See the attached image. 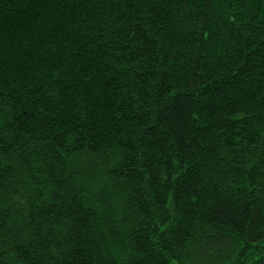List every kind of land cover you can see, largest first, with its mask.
Instances as JSON below:
<instances>
[{
    "label": "trees",
    "instance_id": "1",
    "mask_svg": "<svg viewBox=\"0 0 264 264\" xmlns=\"http://www.w3.org/2000/svg\"><path fill=\"white\" fill-rule=\"evenodd\" d=\"M0 264H264V0H0Z\"/></svg>",
    "mask_w": 264,
    "mask_h": 264
}]
</instances>
